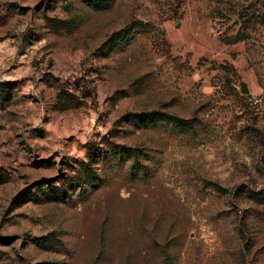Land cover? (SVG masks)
Listing matches in <instances>:
<instances>
[{
  "label": "rangeland",
  "instance_id": "1",
  "mask_svg": "<svg viewBox=\"0 0 264 264\" xmlns=\"http://www.w3.org/2000/svg\"><path fill=\"white\" fill-rule=\"evenodd\" d=\"M86 3L0 0V264H264V0Z\"/></svg>",
  "mask_w": 264,
  "mask_h": 264
},
{
  "label": "trees",
  "instance_id": "2",
  "mask_svg": "<svg viewBox=\"0 0 264 264\" xmlns=\"http://www.w3.org/2000/svg\"><path fill=\"white\" fill-rule=\"evenodd\" d=\"M98 1V3L96 2ZM111 0H87L88 5H90L93 8H100L107 4H109ZM91 2V3H89ZM118 37V36H117ZM114 36V38H117ZM121 38V37H120ZM126 37H123V40H125ZM129 120L137 125L145 126L147 124H151L153 121L156 124L158 121H163L164 123H167L169 125H172L173 127L181 130L185 133H192L195 131L196 126L198 125L196 119H188V118H182L175 115L170 114H164V113H140V114H130L128 116ZM215 189L221 190L219 186L216 184H213ZM253 197L259 200H264V195L262 193H255L252 194Z\"/></svg>",
  "mask_w": 264,
  "mask_h": 264
},
{
  "label": "water",
  "instance_id": "3",
  "mask_svg": "<svg viewBox=\"0 0 264 264\" xmlns=\"http://www.w3.org/2000/svg\"><path fill=\"white\" fill-rule=\"evenodd\" d=\"M241 93H242V94H247V93H248V92H247V89H246L245 86H242V88H241Z\"/></svg>",
  "mask_w": 264,
  "mask_h": 264
}]
</instances>
